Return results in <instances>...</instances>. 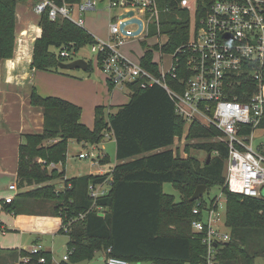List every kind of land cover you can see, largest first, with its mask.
<instances>
[{"label":"trees","instance_id":"trees-1","mask_svg":"<svg viewBox=\"0 0 264 264\" xmlns=\"http://www.w3.org/2000/svg\"><path fill=\"white\" fill-rule=\"evenodd\" d=\"M18 1L22 0H0V64L12 56ZM214 1L196 0L195 22L206 15ZM178 2L157 0L159 10H171L173 13L166 20L159 17L158 33L166 35L167 40L153 49L174 54L178 60L177 78L167 76L166 82L169 87L180 91L182 81L187 77L188 56L182 46L190 38L193 21L190 11L180 8ZM166 6L168 10H164ZM40 20L41 33L35 41L30 64L32 69L61 72L58 63L69 62L68 58L71 61L73 56L55 54L51 47L59 51L65 47L75 53L95 42L88 31L66 19L50 21L44 14ZM152 56V50H146L139 64L159 76L158 65ZM86 70H89L88 64ZM108 83L109 89H112L114 85ZM126 87L130 90L129 101L114 114L106 112L105 105H97L92 127L80 120V106L56 96L42 97L34 88L29 95L30 104L42 110L43 126L39 133L25 134L24 141L19 145V181L32 185L62 177L63 171L48 168V165L51 162L65 163L69 140L97 144L110 133L115 140L117 163L110 173L111 185L107 194L95 201L100 210L90 209L93 202L88 195V184L103 182L109 173L68 178L61 190H56L53 184L38 186L19 193L16 199L5 203V209L14 214L28 213L30 210L25 208V199L52 202L48 214L61 218L62 231L67 226V232H63L69 237L67 248L72 249L67 261L91 260L101 252L129 262L147 260L153 264H200L205 246L191 230L194 218L192 208L196 202L189 201V198L198 185H206L205 192L218 187L225 198V225L231 236L220 247L219 261L221 264H254L256 257H264V198L233 193L225 186L227 145L220 141L193 145L210 154L209 161L207 157L202 164L192 156L182 158L174 154L170 146L175 137L182 134L185 122L174 112L166 91L159 85L141 88L139 81L127 83ZM255 90V85L242 83L238 85L237 99L247 101L248 95ZM189 128L188 137L210 134L209 130L195 122ZM258 129H264V110ZM213 130L222 134L216 128ZM251 131V127L243 126L240 134L248 136ZM51 139L55 141L49 142ZM259 150L264 154V144L259 146ZM38 159L44 163L38 162ZM100 162L108 163L109 158L105 156ZM163 183H170L179 191L181 197L178 201L163 191ZM199 199L204 200L203 195ZM79 213H84V217L67 225L68 220ZM107 248H110L109 254H106ZM20 254V257H31L32 262L44 256V264H51L48 252L31 254L22 250Z\"/></svg>","mask_w":264,"mask_h":264},{"label":"built area","instance_id":"built-area-1","mask_svg":"<svg viewBox=\"0 0 264 264\" xmlns=\"http://www.w3.org/2000/svg\"><path fill=\"white\" fill-rule=\"evenodd\" d=\"M99 2H105L108 9L120 10L109 24L107 40H98L91 34L95 39L91 52L97 56L100 70L108 82L114 87L126 86L135 81H139L141 88L161 86L171 99L174 112L184 120L186 126L195 122L205 128H216L222 133L223 143L228 147L224 168L228 190L243 196L264 198V154L252 145L254 130L258 128L264 110V0H215L203 18L198 22L193 20L190 38L182 46L188 56L187 77L182 81L184 83L180 91L169 87L166 82L167 76L177 78L179 63L174 54H171L169 69L159 70V76H155L141 67L139 62L132 61L119 51L126 39L138 36L147 29L143 18L147 14L148 19H153L159 27L157 0H61L60 3L57 0H31L30 7L38 17L45 14L50 21L66 19L85 30L82 14L95 10ZM178 5L188 11L192 7L195 10L196 0H179ZM168 9L167 6L164 8ZM130 11L131 16L121 17ZM131 18L142 21V30L138 35H131L138 28L136 23L125 25L126 33L120 29L121 23ZM130 25L133 27L129 28ZM23 33L21 36L24 41ZM76 53L65 47L59 51L61 56L66 57ZM242 83L256 86V90L249 95L244 92L249 98L244 102L237 99L238 85ZM243 126L252 128L248 136L240 134ZM105 137L109 138V134ZM77 156L85 158L89 155L80 151ZM38 162L44 163L41 159ZM91 162L98 161L92 159ZM54 166L51 162L48 168ZM110 185L111 177L100 183L88 184V195L93 202L90 209L100 210L95 201L107 194ZM10 188L14 189L15 185ZM12 199L6 197L5 203ZM194 201L191 230L205 246L200 264H221L218 257L220 247L231 238L225 219L223 225L226 230L221 228V213L217 211L219 207L225 206V198L215 196L211 200L198 198ZM84 215L79 213L77 217L69 219L67 225L82 219ZM63 231L67 232V226L63 227ZM39 251L38 247L30 253ZM67 251L63 260L68 259L72 249L67 248ZM109 252L110 248H107L106 254ZM105 261L107 264H130L127 260L111 255H106ZM44 263V256L38 257L36 262H32L29 256H22L14 264Z\"/></svg>","mask_w":264,"mask_h":264},{"label":"crops","instance_id":"crops-1","mask_svg":"<svg viewBox=\"0 0 264 264\" xmlns=\"http://www.w3.org/2000/svg\"><path fill=\"white\" fill-rule=\"evenodd\" d=\"M23 7L26 10L28 8L30 10V7L26 5H23ZM17 12L18 10L16 8V13ZM33 15L34 17L36 16L35 14ZM20 16L21 14L16 16L17 20H20ZM39 35L40 32L36 37ZM19 39L21 40L16 42L13 56L3 60L0 64V230L3 234L13 233L15 241V243H13L14 245H6L0 248V264H13L21 256L20 252L22 250L30 252L33 249H38V247L41 252H48L51 255L52 264V253L46 249L47 246H44L47 238L53 239L57 234H64L67 237L65 243V247L67 248L69 237L61 230V218L48 214V206H50V204L47 203L45 207H41V202H36L34 199H25V203L27 204L25 208L30 211L28 213L18 214H14L4 207L6 206V197H12L13 201L19 193L33 190L45 184H53L55 189L61 190L65 185V180L72 178L66 175L65 163L63 165L58 163L55 164L53 168L57 169L59 172L63 171L64 174L54 181L41 184L32 183V185L19 181L17 176L19 145L24 141L23 136L25 134L39 133L42 131L43 126L42 110L30 104L29 95L32 88H34L42 97L56 96L76 105L83 104V102L94 104L98 102L97 97L93 96L89 98L87 95L90 94V90L94 88L97 90L95 86L98 84L96 80H92L86 76H79V74L72 72L63 74L62 72L32 69L30 67L32 62V51H29L30 48L26 45L25 38L24 41L21 37H19ZM170 58H172L171 54ZM8 60H13L12 65L7 64ZM96 61L105 88L110 91L108 80L100 70L97 56ZM158 69L162 70L163 68L158 65ZM97 105L101 104L98 103ZM97 105H95V107ZM83 123L87 124L85 122ZM255 130L260 129L256 128ZM108 134V139L113 138L110 133ZM73 141L75 140H69L68 144L73 143ZM75 142L82 147H94L96 145ZM259 146L257 147L258 150ZM88 155L90 156V154ZM183 155L184 153L180 156L184 158ZM105 156L107 155L101 152V154L98 155L96 159L93 158V160H100L99 157L103 158ZM116 163L117 160L113 164L110 162H100L96 172L90 171L88 174L101 175L107 172L109 173L108 177H111L110 173ZM57 165H61L62 169H58ZM95 165V163L90 162L91 167ZM11 185H15V188H10ZM60 250L61 249H58V252ZM95 257H98L99 260L104 259L105 261L104 253L99 252Z\"/></svg>","mask_w":264,"mask_h":264},{"label":"rangeland","instance_id":"rangeland-1","mask_svg":"<svg viewBox=\"0 0 264 264\" xmlns=\"http://www.w3.org/2000/svg\"><path fill=\"white\" fill-rule=\"evenodd\" d=\"M23 5L30 7L31 6V0H22L18 1L16 3V8L18 10V14L20 15V20H17V17H15V25H14V41L13 46L15 47L17 39L21 36V32L24 34L26 45L30 48L29 51H32L31 57L33 55L34 45L35 41L38 37L36 35L40 32L41 33V25H40V17L35 16L34 12L32 11L31 7L26 10L24 9ZM20 8V9H19ZM21 10V11H20ZM192 7V12L190 11V15L192 17V21L194 20V11ZM21 12V13H20ZM120 12L119 9L116 8H110L108 9L106 7L105 2H99L96 9L92 11H87L82 14V17L84 19V28L87 30L90 34H92L95 38L101 41H105L108 39V30H109V24L111 21L115 20V16ZM173 11H163L159 10V17L160 20H166L168 16L172 15ZM148 14L144 16V20L147 24V29L139 34L138 36L131 37L129 39H126V42L124 45L119 47V51L123 53L125 56L130 58L134 62H139L141 56L144 54V52L148 49L152 50L153 53V61H155L160 67H162L165 70H168L170 67V54L162 53L158 49L155 50L153 47L155 45H162L166 40L167 37L164 34L158 33L157 25L155 24L154 20L148 19ZM29 24V25H28ZM129 28H132L133 25L128 26ZM18 30V31H17ZM152 31V32H149ZM24 42V43H25ZM14 47L12 51V56L14 53ZM91 45H86L82 47L74 56L72 59H78L82 58L84 59L88 66L89 70H82V69H71V70H62L61 72L63 74L65 73H76L79 74V76H86L87 78H90L92 80H96L97 86L93 90H90V94L87 95L90 97H97V101L94 104H91L90 102H83V104H78L82 108V115H81V121L89 124H85L87 126L92 127L93 125V113H94V107L98 103L101 105L106 106V112L108 111L111 114L116 113V111L121 107L122 105L126 104L130 99V90L126 86L122 87H114L110 91H108L105 88V84L103 82L102 76L98 70V65L96 61V56L91 52ZM52 52L55 54L59 53V49L56 47L50 48ZM11 56V57H12ZM27 56V55H26ZM9 57V58H11ZM8 59V58H6ZM67 59V58H66ZM5 60V59H4ZM70 61V58H68ZM13 60H8L7 64L12 65ZM94 85V84H93ZM87 91V90H86ZM88 92V91H87ZM98 95V96H97ZM189 126L184 125L182 134L180 136H176L174 143L170 148H172L174 154L182 155L184 153V158H186L188 155L196 158L201 164L207 158L210 157L209 152L204 151L202 149L194 148L193 145L201 143V142H212V141H220L223 142L222 134H219L217 131L213 130V128H205L209 130L210 134L205 137H188L189 132ZM264 144V129L255 130L253 133V141L252 145L254 148H257L259 145ZM79 151L86 152L90 154V156L85 158H79L77 156V153ZM102 153L106 154L109 157V162L111 164L115 163V140L114 138L108 139L104 138L101 142L96 144L94 147L87 146L82 147L78 145L75 141L73 143H69L67 146V152H66V159H65V171L66 175L68 177H75L80 175H86L90 171L96 172L98 169L97 166L100 163V160H98L96 165L94 167L90 166V162L92 159H96L98 155ZM102 157H99L101 159ZM96 160V161H97ZM58 169H62L61 165H57ZM56 179L50 180L54 181ZM163 191L167 194H171L174 197L175 201H178L180 199V193L177 189H175L170 183H163L162 185ZM57 190V189H56ZM220 196V199H224L223 193L219 190L218 187H212L207 190V192L203 193V198L208 200L210 197L213 196ZM36 202H41V207H45L48 204H50L49 209L51 208L52 202L44 200V199H34ZM49 211V210H48ZM221 213V223L220 226L223 230L225 229V226L223 225L224 219H225V206H221L217 209ZM66 235L64 234H57L53 239L47 238L46 243L44 246H47L46 249L52 253V264H106L104 259L99 260L98 257H94L91 260L87 261H64L62 259L63 255H66L68 253L67 248L65 247L66 243ZM14 235L13 233H7L3 234L0 230V248L5 247L6 245H14ZM58 249H61L58 252ZM130 264H153L150 261H140V262H130ZM254 264H264V257L258 256L255 258Z\"/></svg>","mask_w":264,"mask_h":264},{"label":"water","instance_id":"water-1","mask_svg":"<svg viewBox=\"0 0 264 264\" xmlns=\"http://www.w3.org/2000/svg\"><path fill=\"white\" fill-rule=\"evenodd\" d=\"M131 15H132V12L130 11L127 14L122 15L121 17L123 18V17H128ZM130 23H136L138 25V28L135 31H133L131 35L132 36L138 35L142 30V21L138 18H131L129 20H125L124 22H122L120 25L121 31L126 33L124 30V26L127 24H130ZM58 67L60 69H63V70H71V69H77V68L82 69V70H86L87 62L82 58H78V59H73L69 62H59ZM208 161H209V156L207 158V162ZM205 191H206V185H198L195 188L192 195L190 196L189 201H194V200L200 198ZM263 196H264V193H263Z\"/></svg>","mask_w":264,"mask_h":264}]
</instances>
